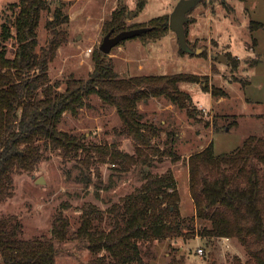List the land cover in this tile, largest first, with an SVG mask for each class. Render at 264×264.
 <instances>
[{"label": "rangeland", "instance_id": "1", "mask_svg": "<svg viewBox=\"0 0 264 264\" xmlns=\"http://www.w3.org/2000/svg\"><path fill=\"white\" fill-rule=\"evenodd\" d=\"M13 1L17 0H0V25L2 15L4 19L11 17L8 5ZM128 1L133 6L126 0H49L50 10L42 11L37 28L39 47L53 36L46 21L57 3L67 17L55 28L64 40L49 64L52 79L69 74L87 76L111 11L119 4L134 10L137 0ZM178 1L147 0L138 15L127 17L126 23L143 24L152 17H169ZM184 27L193 52H182L175 32L168 29L157 40L126 38L108 53L120 76L179 71L198 76V82L179 83L191 95L188 104L194 107L193 114L164 96L139 104L143 119L161 129L154 142L162 148L171 147L179 159L174 160V154L153 156L149 152L150 164L139 161L128 171L120 170V163L93 146L134 153L135 141L123 131L115 108L92 96L76 115L65 112L58 124L90 147L88 157L81 150L64 155L58 148H44L42 159L33 167L13 173V193L0 200V217L15 216L21 222V237L49 235L59 213L68 219L70 237L55 241V264H91L96 256L85 241L72 235L81 223L83 210L89 204L99 208L102 214L97 213L94 222L108 229L116 219L110 208L118 204L115 210L121 212V197L139 188L147 173L163 174L170 169L177 176L181 214L193 217L195 205L182 173L187 165L183 154L203 148L209 140L215 153L231 151L248 135L263 134L264 0H200L188 12ZM6 47L7 55L12 56L13 38L6 41ZM139 61L141 69L137 67ZM212 90L217 93L212 94ZM40 177L43 182H37ZM186 223L179 235L140 240L142 260L128 264H248V256L235 237L203 235L202 229L210 224L205 219L194 217ZM198 248L203 251L199 253ZM102 254L104 264H116L105 251L98 255Z\"/></svg>", "mask_w": 264, "mask_h": 264}, {"label": "trees", "instance_id": "2", "mask_svg": "<svg viewBox=\"0 0 264 264\" xmlns=\"http://www.w3.org/2000/svg\"><path fill=\"white\" fill-rule=\"evenodd\" d=\"M146 1L137 0L134 10L127 4L117 5L106 21V32L148 26L137 36L157 40L165 35L170 29L167 15L152 17L143 24L126 23L127 17L138 15ZM8 7L11 17L4 19L2 15L0 25V200L13 193V173L33 167L42 159L44 148H58L64 155L81 150L89 156L90 147L58 124L65 112L76 115L92 96L115 108L123 131L135 141L134 153L93 146L120 163V170L128 171L139 161L150 164L152 155L174 154L172 158L179 159L171 147L162 148L154 142L161 129L143 119L139 104L164 96L193 114L194 107L188 104L191 95L179 83L198 82L196 74L179 71L120 76L114 58L98 46L86 77L69 74L52 79L49 64L64 40L55 28L67 20L60 4L46 21L53 36L41 47L37 28L42 11L50 10L49 0H17ZM10 38L15 41L12 56L7 55L6 47ZM187 166L195 205L191 218L181 214L179 190L170 169L163 174L147 173L139 188L122 196V211L115 210L118 204L110 208L116 219L108 229L94 222L96 214H102L99 208L89 204L83 210L81 223L72 235L85 241L96 256L91 264H104V254L98 255L101 251L116 264L141 262L140 240L179 235L187 220L194 217L209 221L201 231L203 235L235 237L248 256V264H264V128L262 135H248L231 151L215 153L210 140L189 154ZM20 230L21 222L15 216L0 217V264H55V241L70 237L68 219L61 213L54 217L49 235L23 238Z\"/></svg>", "mask_w": 264, "mask_h": 264}, {"label": "water", "instance_id": "3", "mask_svg": "<svg viewBox=\"0 0 264 264\" xmlns=\"http://www.w3.org/2000/svg\"><path fill=\"white\" fill-rule=\"evenodd\" d=\"M200 0H179L169 14V27L175 32L179 41L180 48L185 52H193V48L188 44L184 23L188 19V12ZM150 27L141 26L120 30L113 33V29L107 31L99 44V49L104 53H109L111 49L116 46L120 41L140 35L142 32L147 31ZM37 182H43L42 177L37 179Z\"/></svg>", "mask_w": 264, "mask_h": 264}, {"label": "crops", "instance_id": "4", "mask_svg": "<svg viewBox=\"0 0 264 264\" xmlns=\"http://www.w3.org/2000/svg\"><path fill=\"white\" fill-rule=\"evenodd\" d=\"M126 2L128 3V5H130V6H133V4L132 3H130L128 0H126ZM136 5V4H135ZM157 49H159V48H157ZM160 50V49H159ZM127 60H131L130 58H127ZM137 67H138V69H141V68H143V64L142 63H140V61L137 63ZM210 141V140H209ZM208 141V142H209ZM207 142V143H208ZM191 152H189V153H184L183 154V156H186V160H187V158H188V156H189V154H190ZM183 173V175H185L186 176V178H187V180H188V182H189V172H188V166L186 165V168L184 169V171L182 172ZM176 180H177V176H176V178H175ZM177 182V181H176ZM177 188H178V184H177ZM179 189V188H178ZM190 193V192H189Z\"/></svg>", "mask_w": 264, "mask_h": 264}, {"label": "built area", "instance_id": "5", "mask_svg": "<svg viewBox=\"0 0 264 264\" xmlns=\"http://www.w3.org/2000/svg\"><path fill=\"white\" fill-rule=\"evenodd\" d=\"M91 51V47L90 48H87V52H90ZM225 239H228L229 237H224ZM199 253H201L203 251V248H198L197 249Z\"/></svg>", "mask_w": 264, "mask_h": 264}]
</instances>
